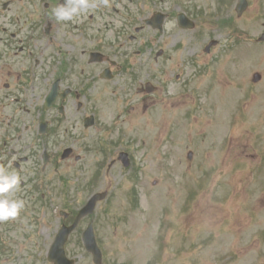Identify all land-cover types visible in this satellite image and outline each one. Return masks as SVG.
<instances>
[{"label": "rangeland", "instance_id": "obj_1", "mask_svg": "<svg viewBox=\"0 0 264 264\" xmlns=\"http://www.w3.org/2000/svg\"><path fill=\"white\" fill-rule=\"evenodd\" d=\"M195 2L205 10L201 23L180 33L172 32L174 23L168 22L162 54L153 55L158 62L151 64H160L163 71L152 80L155 94H137L140 84H134L133 94L124 98L113 94L111 83L98 82L80 98L86 109L77 123L69 118L65 124L78 137L83 133L85 147L77 151L83 156L80 162H67L62 169L65 185L72 189L66 196H76L83 205L94 190L108 192L95 217L103 264H264V44L254 43L264 33V0H250L235 27L213 16L211 6L221 0ZM16 6L29 2H14L7 15H22ZM20 17L23 27L31 22ZM83 40L63 46L67 59L69 54L77 57L74 73L65 78L77 90L88 84L91 70L94 76L101 70L81 55L85 43L91 45L89 51L100 49ZM210 41L218 47L207 55L203 49ZM49 49L54 51L52 45ZM164 52L169 58H163ZM255 74L261 77L257 83ZM75 107L71 104L72 112ZM91 113L94 127L78 126L81 115ZM126 151L130 169L117 162L99 176L107 156L116 160ZM74 168H80V175ZM95 176L97 182L91 184ZM53 185L58 188V179ZM53 196L55 206L47 213L51 240L59 228L53 210L67 202L59 191ZM7 229L23 239L32 227ZM80 235L71 237L67 254L75 264H93ZM2 238L0 234V264L38 263L25 256L10 261L2 253Z\"/></svg>", "mask_w": 264, "mask_h": 264}, {"label": "flooded vegetation", "instance_id": "obj_2", "mask_svg": "<svg viewBox=\"0 0 264 264\" xmlns=\"http://www.w3.org/2000/svg\"><path fill=\"white\" fill-rule=\"evenodd\" d=\"M23 1L29 2V6H16L18 10H24L22 15L18 11L15 15H7L13 12L14 2ZM193 1L109 0L106 12L99 11L98 6L75 22H57L52 15L53 9L65 0H3L0 3V17L5 19H0V166L8 167L9 171L22 177L20 189L13 198L25 201L19 217L8 224L0 221V226H37L35 217L39 212L30 202L32 196L49 189L50 171L59 173L67 146L72 150L68 160L80 161L74 153L84 144L83 133L78 137L65 124L69 118L77 123L79 112L86 109L79 103L85 94H82L84 88L81 86L77 90L66 83L65 78L74 73L72 67L77 64V57L69 54L67 59L63 46L84 43L83 38L94 42L93 46L101 51H89L91 45L85 43L81 55L87 57L89 66H98L101 70L96 76L91 70L87 83L98 82L101 74L107 71L111 75V84L120 91L130 92L134 84L154 80L153 72H162L160 64L150 63L152 52L146 59L145 44H154L158 50L164 42L163 34L168 32L167 21L170 19L171 22L174 17L175 25L171 28L175 32L180 30L176 18L181 11L192 16L195 11ZM20 16L30 19L28 26L23 27ZM154 17L161 18V28L146 25ZM154 23L159 24L160 19ZM145 33L151 36L147 38ZM51 45L54 51H50ZM93 54H101L102 59ZM96 59L100 61L92 63ZM153 61L158 62V59ZM16 67L19 70L15 71ZM55 83H58L57 99L49 108L45 101ZM66 91L69 94H65ZM71 104L76 105L75 112H72ZM90 115L95 121L96 116ZM82 121L81 115L78 126ZM66 129L67 137L64 135ZM30 249L32 256L42 258L47 254L48 245L41 239ZM15 254L30 255H24V250H17ZM13 255L14 252H10V257Z\"/></svg>", "mask_w": 264, "mask_h": 264}, {"label": "clouds", "instance_id": "obj_3", "mask_svg": "<svg viewBox=\"0 0 264 264\" xmlns=\"http://www.w3.org/2000/svg\"><path fill=\"white\" fill-rule=\"evenodd\" d=\"M109 6V0H65L53 9L52 15L58 22L73 21L96 9ZM22 177L8 167L0 166V221L14 220L25 208V201L13 198L19 191Z\"/></svg>", "mask_w": 264, "mask_h": 264}]
</instances>
